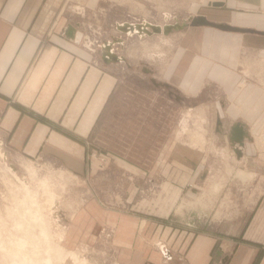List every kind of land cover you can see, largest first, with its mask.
<instances>
[{
  "label": "rangeland",
  "instance_id": "374dc122",
  "mask_svg": "<svg viewBox=\"0 0 264 264\" xmlns=\"http://www.w3.org/2000/svg\"><path fill=\"white\" fill-rule=\"evenodd\" d=\"M188 2L102 0L91 9L67 6L83 30V44L99 51L112 43L113 52L126 61L112 66L119 85L103 111L97 146L89 144L84 162L72 165V171L63 162L0 143V264H12L15 253L17 258L26 253L45 261L50 255L51 264H74L80 246L89 248L101 234L97 220L103 217L90 210L91 204L141 210L147 219L193 232L228 231L224 219L253 205L257 191L250 186V163L235 168L221 159L235 152L227 147L226 134L216 130L218 87L186 97L160 83L177 80L187 54L197 52L187 36L151 26V33L128 35L119 26L145 20L161 27L180 23ZM240 58L239 88L250 82L264 88V55L242 49ZM252 140L248 156L264 174V126L253 131ZM206 168L211 175L197 177Z\"/></svg>",
  "mask_w": 264,
  "mask_h": 264
},
{
  "label": "crops",
  "instance_id": "0c3cea01",
  "mask_svg": "<svg viewBox=\"0 0 264 264\" xmlns=\"http://www.w3.org/2000/svg\"><path fill=\"white\" fill-rule=\"evenodd\" d=\"M101 1L0 0L1 144L63 162L70 171L84 162L89 144L97 146L103 111L119 85L112 66L126 60L105 54L102 45L97 51L83 44V30L67 6L91 9ZM187 12L180 23L204 15L214 22L264 31V0H189ZM176 31L187 36L197 52L187 54L179 79L160 83L186 97L218 87L216 130L226 134L227 147L235 152L221 159L235 168L250 163L255 201L246 210H235L234 218L224 219L228 231L217 232L183 230L147 219L141 210H104L91 204L90 210L103 217L97 220L101 234L90 240L89 248L80 246L74 264H264V174L248 156L255 146L253 131L264 126V88L251 82L239 88L237 70L242 49L264 55V33L188 24L167 34ZM236 122L247 132L243 143L231 138ZM211 173L206 168L197 177Z\"/></svg>",
  "mask_w": 264,
  "mask_h": 264
},
{
  "label": "water",
  "instance_id": "95a60500",
  "mask_svg": "<svg viewBox=\"0 0 264 264\" xmlns=\"http://www.w3.org/2000/svg\"><path fill=\"white\" fill-rule=\"evenodd\" d=\"M201 25V24H206V25H212L215 27H219L224 30H240V31H245V32H259V33H264L262 30H257L253 28H244V27H238V26H233L228 23H222V22H214L209 20L206 16L204 15H197L194 16L192 19H190L189 22H182V23H174V24H165L164 27H161L159 25H154V24H148V27L151 26L153 31L160 32L163 31L164 33H168L170 30H173L174 28H182L185 27L186 25ZM147 33H151V30L148 28ZM114 59H118V57L112 53V56ZM106 59H108L106 57ZM247 134L244 126L240 122H236L232 127H231V138L234 141H238L240 143H243L244 141V135ZM237 154L240 156L242 155V151L237 148L236 149Z\"/></svg>",
  "mask_w": 264,
  "mask_h": 264
},
{
  "label": "bare ground",
  "instance_id": "6f19581e",
  "mask_svg": "<svg viewBox=\"0 0 264 264\" xmlns=\"http://www.w3.org/2000/svg\"><path fill=\"white\" fill-rule=\"evenodd\" d=\"M148 24H149V22L148 21H144V22H140V23H133V22H123L122 24H119V26L121 27V29L123 28L127 33H138L139 35H141V36H143L144 34H146L147 33V29H148ZM119 27V28H120ZM111 46H112V43H105L104 45H102V49H103V52L105 53V54H107V55H110V56H112V53H114L113 52V50H112V48H111ZM120 58H121V56H119ZM204 137V136H203ZM205 138V137H204ZM204 140V139H203ZM240 175L241 176H243L244 178L246 177V175H245V173L244 172H240ZM45 183V182H44ZM218 184H220L219 182H218ZM221 187H219V189H220ZM61 190V189H60ZM27 193V192H26ZM34 195V194H33ZM36 195V194H35ZM53 196V195H52ZM54 199V198H53ZM52 200V199H51ZM38 201V200H37ZM34 204V203H33ZM36 205V204H35ZM38 205H40V203L38 204ZM33 207V206H32ZM36 207V206H35ZM26 208V207H25ZM26 210V209H25ZM25 210H24V212H25ZM35 210V209H34ZM34 210H33V212H34ZM27 212H28V210H27ZM54 212V211H53ZM23 212H21V214H22ZM29 214H30V211L28 212ZM36 213V212H35ZM32 214V213H31ZM42 214V213H41ZM35 215V214H34ZM34 215H31L30 217H34ZM1 217V216H0ZM37 217V216H36ZM40 217V216H39ZM44 217H45V215H44ZM38 218V217H37ZM32 220V219H31ZM30 220V221H31ZM37 220V219H36ZM42 220V219H41ZM33 221V220H32ZM20 222H22V221H20ZM44 222V221H43ZM26 223H27V220H26ZM28 224V223H27ZM41 224V223H40ZM24 225H26V224H24ZM46 225V224H45ZM44 225V227L45 228H43V230L44 229H46V226ZM41 226H42V224H41ZM20 228H21V226H20ZM41 228V227H40ZM47 230V229H46ZM49 232V231H48ZM43 235H44V233H43ZM47 237H49V236H47ZM52 240V239H51ZM60 241V240H59ZM16 246H17V244H15ZM56 251L57 250H59L60 252L62 251V253H63V249L61 248V247H59L58 245H56ZM16 249H17V247H16ZM23 250L24 251H26L24 248H23ZM13 251V250H12ZM18 252L20 251V250H17ZM22 251V250H21ZM11 252V251H10ZM24 253V252H23ZM66 253V252H65ZM14 255V254H13ZM14 257V256H13ZM22 257V258H21ZM21 257L20 258H17V253H15V257L13 258V259H11V262H12V264H51V256L49 255L48 257L49 258H47V259H45V261L44 260H41V259H38V258H36V259H34L35 258V256L33 257V256H31V255H27L26 253L24 254V255H21ZM66 257V254H64L63 256H62V258H61V256H60V259H62L63 260V258H65ZM17 258V259H16ZM59 258V257H58ZM7 259H9V257L7 258ZM13 260V261H12ZM59 261V260H58ZM10 262V263H11ZM61 264V263H60ZM83 264H85V263H83Z\"/></svg>",
  "mask_w": 264,
  "mask_h": 264
}]
</instances>
